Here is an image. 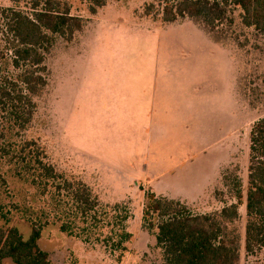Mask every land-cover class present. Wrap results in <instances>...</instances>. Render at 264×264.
<instances>
[{"label":"rangeland","instance_id":"obj_1","mask_svg":"<svg viewBox=\"0 0 264 264\" xmlns=\"http://www.w3.org/2000/svg\"><path fill=\"white\" fill-rule=\"evenodd\" d=\"M55 1L84 27L55 37L26 129L0 113V227L28 239L38 224L53 264H164L143 217L149 193L205 215L236 202L225 174L247 187L250 133L264 118V35L233 5L209 33L189 17L164 21L165 6L179 0H111L95 15L90 0ZM29 3L0 0L2 85L21 86L22 70L1 11ZM26 142L63 180L85 184L97 211L83 216L67 193L43 194L19 176L14 154ZM240 215L236 264H264V249L244 250L245 206Z\"/></svg>","mask_w":264,"mask_h":264},{"label":"trees","instance_id":"obj_2","mask_svg":"<svg viewBox=\"0 0 264 264\" xmlns=\"http://www.w3.org/2000/svg\"><path fill=\"white\" fill-rule=\"evenodd\" d=\"M90 1V12L95 15L111 0ZM230 5L242 11L246 27L264 35V0H179L165 6L164 21L174 23L178 18L189 17L214 33L215 26L227 18ZM26 9L1 11L13 66L22 70V87L14 82L11 86L0 83V113L22 130L34 116L33 97L40 95L48 84L45 63L55 37L70 40L84 27L82 18L72 15L66 4L55 0H30ZM34 145L26 142L14 154L18 175L29 179L43 194L50 189L59 195L67 193L83 216L97 211L99 204L91 190L80 181L63 180L53 166L40 158ZM230 176L224 175V184L236 202L212 214L193 215L180 202L148 194L143 217L156 230V244L162 250L164 264H236L243 242L242 232L236 226L242 206L246 209L245 252L254 255L264 249V118L253 125L250 133L247 187L237 176ZM41 236L42 228L36 223L28 239L15 227H0V264L5 259L14 264H53L39 246Z\"/></svg>","mask_w":264,"mask_h":264}]
</instances>
